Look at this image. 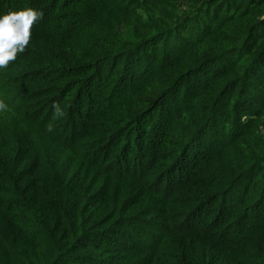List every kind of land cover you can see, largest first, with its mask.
<instances>
[{"label":"trees","instance_id":"16d2710c","mask_svg":"<svg viewBox=\"0 0 264 264\" xmlns=\"http://www.w3.org/2000/svg\"><path fill=\"white\" fill-rule=\"evenodd\" d=\"M114 1L149 0H0L40 14L0 68V264H264V0L137 17L134 40ZM237 23V58L206 56Z\"/></svg>","mask_w":264,"mask_h":264},{"label":"rangeland","instance_id":"374dc122","mask_svg":"<svg viewBox=\"0 0 264 264\" xmlns=\"http://www.w3.org/2000/svg\"><path fill=\"white\" fill-rule=\"evenodd\" d=\"M216 0H149L148 1V6L144 5V4H138L135 6H131V7H121L119 8V5L114 1V8L116 10V12L114 13V18H110L109 16H102V18H106V20H113V24L116 25L117 29L120 31V34L122 36V38H124L125 40H134L133 36H134V32H135V22L138 18H141V22L142 23H146L148 19H151V21L154 22V25L150 27L151 30H153V28L155 29H163L164 26H166L165 23V19H173L174 17H184L187 16L189 13L196 11V10H200V8L202 7L201 3H205L208 2V6L207 9H204L202 12L204 14L208 13V18H209V22H219V24H221V15H218L213 9V5L215 4ZM217 2V1H216ZM13 3V1L11 2ZM162 3V4H160ZM8 5V11L9 10H13L12 7H15L14 5L10 4V3H6V6ZM151 7H153L154 10L157 11V13L153 12ZM206 10V11H205ZM14 11V10H13ZM219 12V11H217ZM162 19L163 22H159L158 20ZM191 22H195L196 21H191ZM185 23L183 26L184 30L186 33H192L194 32L193 30V24L194 23ZM192 24V25H191ZM201 26V28H205L209 25V23H202L200 22L199 24ZM192 26V27H191ZM230 30H231V34L228 37V34L226 32L223 31V29H218L219 27H214L213 30H217L215 37L212 39V41L210 42V45L208 46V51H206V56H211L212 57L217 53L218 50L222 49V48H228V55L223 56V58H231V60H234L235 58H237L238 54H234L233 51L234 48H232V44L231 41L234 40V38L238 37V34L240 33V26L239 24H235V25H229ZM196 36H200L196 33ZM198 54H200V52L195 53V56H197ZM236 73L234 72V70H229L225 75H221V85L225 82L231 83V80L233 78H235ZM4 86L5 87H9L11 86L10 83L7 82V80L2 79ZM206 84L209 83L205 90L207 89H211L213 88V86L215 87L217 82L211 81V80H205ZM216 83V84H215ZM201 86V85H200ZM235 91H237L238 89H236V87L234 88ZM6 94H10V92L6 91ZM13 94V92L11 93ZM25 97V96H24ZM22 96H19V99L24 98ZM66 100L68 98H65ZM64 100V99H63ZM255 127V135L260 137V139L262 140L263 143L258 144L255 146V149L253 150H259L260 147L264 148V118H261L259 121V124L254 126ZM122 143H120L121 145ZM243 150L246 152L245 150V145L244 144H239L236 150ZM264 154V152L262 153ZM264 171V169H263ZM245 179V178H244ZM244 179H241L242 181L239 182V184H243L245 181Z\"/></svg>","mask_w":264,"mask_h":264},{"label":"clouds","instance_id":"9594fccd","mask_svg":"<svg viewBox=\"0 0 264 264\" xmlns=\"http://www.w3.org/2000/svg\"><path fill=\"white\" fill-rule=\"evenodd\" d=\"M39 15L32 8L0 12V68L24 52L29 44L31 28Z\"/></svg>","mask_w":264,"mask_h":264}]
</instances>
